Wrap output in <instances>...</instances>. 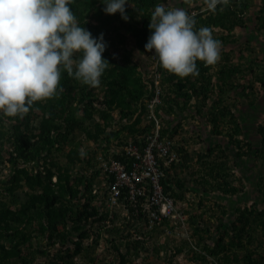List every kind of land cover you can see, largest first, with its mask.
I'll list each match as a JSON object with an SVG mask.
<instances>
[{
    "label": "trees",
    "instance_id": "trees-1",
    "mask_svg": "<svg viewBox=\"0 0 264 264\" xmlns=\"http://www.w3.org/2000/svg\"><path fill=\"white\" fill-rule=\"evenodd\" d=\"M159 4L165 5L166 11L185 9L195 17V30L208 27L212 31L213 38L221 42L220 59L215 65L198 60L199 75L181 78L162 68L154 49L145 50L152 33L148 27L151 14ZM104 6L102 0H72L69 5L80 27L97 38L104 32L107 47L102 57L110 64L100 77V85L93 88L69 77L61 65L60 85L53 97L34 102L23 119L6 117L0 112V234L3 236L0 264H31L33 255L21 247H28L27 243L34 239L41 242L34 252L44 257L38 264H80L75 258L82 255L92 262L91 252L100 235L112 239L111 248L118 256V264H134L135 258L145 260L150 254L159 257L163 249L167 264L170 256L176 254H182L189 264H264V250L258 248L261 240L254 242L258 234L264 238L262 176L256 178L262 206L254 203L236 206L230 227L216 226L219 234L213 241L210 226L201 218L208 208L203 200H210V191H217L220 198L242 192V183L235 184L240 178L232 176L226 158L233 162L240 154H248L255 140L258 143L255 152L264 158V123L255 122L253 141L238 138L236 135L245 133L247 127L231 111L230 104L222 103L216 96L222 95L221 100L227 101L226 95L234 94V99L240 96L248 101L247 88L264 91V0H229L226 6L218 5L216 12L208 10L204 0H127V21L119 12L106 14ZM252 6V16L245 21L244 16ZM114 26L123 32L118 37L121 47L106 41L105 33ZM236 27L242 29L240 36H236ZM126 37L141 51L138 58L135 56L137 61L133 59V46L128 47L124 40ZM81 58L82 52L72 57L75 62ZM143 58L156 65L155 73L159 75L156 86L161 89L156 108L162 110L170 123L161 128V136L172 140L171 149L179 158L167 164L158 158L162 172L160 184L178 199H183L184 191L190 188L200 193L201 211L191 205L187 209L193 247L183 239V245L170 248L174 230L164 232L158 221L147 227L149 220L144 218L139 205L128 204L126 214L120 215L118 209L112 211L106 204L102 193L92 192L100 177L96 153L102 158L111 154L126 163L129 156L122 147L127 143L138 147L144 144L139 136L144 132L138 125L139 113H134L139 105L141 110L144 108L143 99L154 95L155 84L153 73L148 75L150 64L145 66ZM244 73H249L259 88H254L252 83L244 85ZM117 111L119 115L115 117L113 113ZM186 113L199 121L204 118L205 125H210L206 129L200 127L201 135L209 138L210 145L206 146V152H198L195 160L200 167L185 177L192 180L190 187L185 186L176 172H171L174 165L183 168L191 159L184 144L171 138ZM224 133L228 137L225 144L218 139L211 143L214 141L211 138L222 137ZM81 145L86 149L78 150ZM232 145L237 150L230 155L228 147ZM173 181L176 185L170 184ZM213 208L212 205L210 210L216 213ZM217 208L224 212L223 205L218 203ZM162 233L167 237L163 243H157ZM119 236V243L113 241ZM244 241L250 246H245ZM49 247L54 252L50 253ZM49 256L51 262L45 263ZM98 264L109 262L101 260Z\"/></svg>",
    "mask_w": 264,
    "mask_h": 264
},
{
    "label": "clouds",
    "instance_id": "clouds-1",
    "mask_svg": "<svg viewBox=\"0 0 264 264\" xmlns=\"http://www.w3.org/2000/svg\"><path fill=\"white\" fill-rule=\"evenodd\" d=\"M71 2L72 0H0V112L4 116L23 119L34 102L53 97L60 85L61 65L69 77H74L93 88L100 85V77L110 64L102 57L107 44L104 41L103 33L98 38L93 37L90 31L78 25L77 18L69 7ZM126 2L127 0H102L105 5L103 11L106 14L119 12L121 18L127 21L129 18L125 11ZM204 2L207 9L212 12H216L218 5L226 6L229 4V0H204ZM221 11H223V7H221ZM249 12L250 10L244 16L245 21L249 19ZM195 25L194 15H190L185 9L176 8L166 11L165 5H156L148 25L152 33L144 48L148 52L154 49L162 68L169 73L181 78L198 76L197 61H203L209 66L215 65L220 59L221 42L213 38L212 31L208 27L195 30ZM256 30L258 29L256 28ZM80 52H82V58L75 62L72 57L74 53ZM145 61V66L150 64V70L151 67H154L151 71L154 75L155 87L154 95L143 99L144 108L141 110L139 105L134 113V115L139 113L138 125L140 129L144 130L143 134L139 133V136L143 137L144 144H146L148 134L152 135L156 129L154 122L156 119L159 125L157 129L159 140H168L171 144L170 138L161 136V128L168 125H164L165 114L156 108L160 102L159 94L161 91L159 86H156L159 77L155 73L156 65L148 58H145ZM245 74L247 73H244L242 78L244 85L252 83L254 88L257 87L252 76H249V73ZM251 89H246V95L247 92L251 93ZM60 91L63 89L60 88ZM155 97L157 100L151 103ZM157 110L160 112L159 114L156 112ZM148 114L154 116L155 119L152 116V118H148ZM80 147L83 145L78 146V150H81ZM170 152L176 154L174 150L172 151L171 146ZM96 155L99 159L100 153H96ZM175 156L171 160L168 156H159L157 160L162 158L164 164L172 160L177 162L179 158ZM177 166L174 165L171 172H176L178 178L183 179L185 186L190 187L192 180H186L184 176L182 177L180 168ZM161 177L162 174L160 179ZM52 180L55 178L53 177ZM99 180L97 179L96 184L99 183ZM176 183L173 181L170 184L176 185ZM161 187L163 193L171 200L173 211L183 217L171 215L169 218L164 217L165 223H169L175 231L176 235L172 238L177 237L176 241L180 242L177 247L183 245V239L187 240L188 245L193 247L195 244L189 222L187 223L189 216L187 209L191 205L197 211H201L198 208L200 195L195 193L196 190L190 188L184 191L183 199H178L172 197L170 191L163 190L162 185ZM192 194H198L197 198H194ZM235 208L232 210L233 214ZM230 221L226 228L230 227ZM181 223L184 225L183 229H176L175 227ZM181 230L182 232H180ZM179 233L182 235L180 236ZM161 236H164L163 239L160 238L157 243H163L167 237L164 234ZM120 241L119 237L115 238L116 243ZM256 241L258 240L256 239ZM244 242L245 246H250L246 241ZM170 248L173 249L174 247ZM160 253H166L165 249L160 250ZM137 259L133 260L134 264ZM186 263L182 254L170 256V264Z\"/></svg>",
    "mask_w": 264,
    "mask_h": 264
},
{
    "label": "rangeland",
    "instance_id": "rangeland-1",
    "mask_svg": "<svg viewBox=\"0 0 264 264\" xmlns=\"http://www.w3.org/2000/svg\"><path fill=\"white\" fill-rule=\"evenodd\" d=\"M252 9H253V6L250 9L248 18L252 16V12H253ZM237 29L238 27L234 29L236 32V36L237 35L240 36L242 29L241 30H237ZM120 34L121 35L123 34L120 27L116 28V26H114L110 32H108L107 34L105 33L107 37V43L112 44L113 46L121 47L122 45H119V41H118V37L120 36ZM124 40L126 41L128 47L131 45L133 46L134 48L133 59L135 60L136 57L138 58V55L140 54L141 51H139L127 37L126 39L124 38ZM225 50H227V47ZM246 56H247V53L244 55V57ZM236 61L237 60H233L234 63H236ZM147 68L149 69V66ZM152 68L154 67H151V70ZM151 70L150 69L148 70L149 76L152 74ZM256 86L257 88H259V84L256 83ZM260 88L262 89V87ZM258 90L251 89L250 94L247 92L246 96L249 97L248 101L246 100V98H243L240 96L237 99H234V94L230 95L232 91L228 93L230 97L226 95L227 96L226 99H228L227 101L221 100L220 97H222V95L221 96L218 94L216 95L217 98L222 103L230 104L231 111L235 113L242 120V124L247 127L245 128L246 134L238 133L236 135L238 138L242 140L250 139L253 141L254 138H256L255 122L264 123V91L260 89ZM113 115L116 117L117 113L115 112L113 113ZM193 117L194 116H190L189 114H187L186 117L182 119L181 125L180 127H178L177 133L171 136V138L173 140L178 141L179 144H184V147L191 155V159L185 167L182 168L180 166H177L178 168H180V175L182 177L183 176L186 177L187 173L188 175H191L197 168L200 167L199 164L195 160L198 156V152L199 151L206 152L205 150L206 146L210 145L209 138L206 139L205 138L206 136L201 135V129L209 128L210 125L208 123H206L205 125L204 118H202L203 120L199 121V119H197L196 117L194 118ZM169 124H170L169 120L166 118V120H164V125L166 126ZM222 129L225 130L224 128ZM120 134L122 135V133ZM227 138L228 137L226 136V133H224L222 137L211 138L212 140H214L211 143L215 142L217 139L220 140L221 143H224V142L226 143ZM252 144L254 145L251 147L252 150L248 154H240L239 156L235 157L236 160L235 161L233 160V162H231L230 157L226 158V163L230 167H232V170H233L232 176L238 175L240 178V180L236 181L235 184H239L240 182L242 183L241 184L242 192H239L236 195H233L232 197L225 196L223 198H220L218 195L219 193H217V191H211L209 193L210 200L209 201L203 200L208 208H206L207 210L205 214L202 215V220L206 223L207 226H210V231L212 233L211 238H210L211 241H213V239L217 237V234H219V232L216 230L217 229L216 226L221 225L222 228L229 226V221L233 219L234 217L233 212H232L234 207H236L239 204L248 205L251 203L259 204L260 207L262 206L261 205L262 196L260 193L257 192V189H256V178L257 176H262L263 178L261 181L264 182V158L258 157L259 156L258 152H255V149H256L255 145L258 144L257 141L256 140L253 141ZM241 147H239L238 149H241ZM244 147L245 146H243L242 148ZM80 148L83 149L84 147H80ZM228 148H229L228 152L230 155L234 154L235 150H237L236 147L233 145ZM214 153L210 156L211 157L214 156ZM203 159L205 160L206 157H203ZM195 193H198V192H195ZM198 194H192V196L194 198H197ZM213 200H215L216 202L212 204ZM218 203L224 206L223 213L220 210H218L217 208ZM212 205L215 207L213 209L216 210L215 211L216 213H214L213 210H210ZM195 206L197 207L196 202H195ZM198 208L202 209L201 206H198ZM175 235L176 234L173 233V236ZM100 236L101 237L99 239V243L96 245V248L94 249V251L91 252L90 257L92 258L90 259H93L92 262H94V264L100 263L101 260H107L109 264H117L118 256L116 252H114V250L111 248L112 239H110L108 235L107 236L100 235ZM163 237L164 236H161V239H163ZM256 238L257 240H260L262 238L261 246H259L258 248L263 251L264 250L263 236L258 234ZM176 239L177 237L170 239L168 246L176 247L180 243L179 241H176ZM39 241H40L39 239H34L27 243L28 247L26 248V250H29L31 255H33L31 264H38L39 261L43 260L44 258L43 256H40L39 254H37V252H34V248L36 246H39V244H41V242ZM113 241H115V239H113ZM254 242H256V240ZM49 248H50V253L54 252V249H52L53 247H49ZM45 259H46L45 263L46 262L50 263L52 260L50 256ZM165 259H166L165 254L160 253L159 257H156L155 254H150V256H147L145 260L138 258L135 264H167ZM75 261L76 263L79 262L80 264H93L87 258L85 259L83 255L81 257L80 256L76 257ZM182 262H184V260H182ZM186 264H189V263H186Z\"/></svg>",
    "mask_w": 264,
    "mask_h": 264
},
{
    "label": "built area",
    "instance_id": "built-area-1",
    "mask_svg": "<svg viewBox=\"0 0 264 264\" xmlns=\"http://www.w3.org/2000/svg\"><path fill=\"white\" fill-rule=\"evenodd\" d=\"M156 100L155 97L151 103ZM151 116L148 114V118H154ZM154 122L156 129L152 135L148 134L146 144L138 147L127 143L122 147L123 153L125 152L129 156L128 162L123 163L112 157L111 154L106 158L99 156L100 180L98 184L94 185L92 192L97 195L102 193L106 204L112 211L118 209L120 215L126 214L128 204L131 203L133 207L139 205L141 212L146 216L144 218L149 220L147 227L150 228L152 222L158 221L161 228L164 227V232L169 233L173 229L169 223H165L164 217L169 218L170 215L183 217L173 211L171 200L162 191L159 182L162 173L157 165V157L168 156L171 160L175 155L170 152V141L159 140L157 130L159 125L156 119ZM109 218H112L111 213ZM106 222L108 223V221ZM183 227L184 225L181 223L175 228L183 229Z\"/></svg>",
    "mask_w": 264,
    "mask_h": 264
},
{
    "label": "crops",
    "instance_id": "crops-1",
    "mask_svg": "<svg viewBox=\"0 0 264 264\" xmlns=\"http://www.w3.org/2000/svg\"><path fill=\"white\" fill-rule=\"evenodd\" d=\"M0 238H3V236H2L1 234H0ZM33 238H35V237H33ZM21 248H22V250H23L24 252H26V248H27L26 246L23 245ZM18 264H20V263H18Z\"/></svg>",
    "mask_w": 264,
    "mask_h": 264
}]
</instances>
